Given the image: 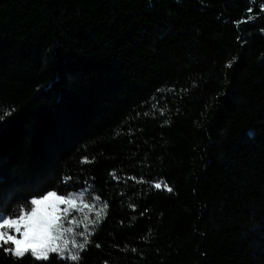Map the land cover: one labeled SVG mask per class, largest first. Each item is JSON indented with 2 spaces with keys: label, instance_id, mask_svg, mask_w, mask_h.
<instances>
[{
  "label": "trees",
  "instance_id": "1",
  "mask_svg": "<svg viewBox=\"0 0 264 264\" xmlns=\"http://www.w3.org/2000/svg\"><path fill=\"white\" fill-rule=\"evenodd\" d=\"M0 110L3 217L107 205L20 264H264V0H0Z\"/></svg>",
  "mask_w": 264,
  "mask_h": 264
},
{
  "label": "snow or ice",
  "instance_id": "2",
  "mask_svg": "<svg viewBox=\"0 0 264 264\" xmlns=\"http://www.w3.org/2000/svg\"><path fill=\"white\" fill-rule=\"evenodd\" d=\"M227 66L231 67V63ZM155 187L160 188L161 185L158 183ZM167 190L169 192L173 191L171 187H168ZM83 194L82 191L80 195ZM72 195H75V193ZM50 198H55V201L45 205V202H48ZM89 199L91 200L92 197L90 196ZM99 199V196L95 197V200ZM61 203L72 204L74 201L69 198L68 193L57 196L55 191H49L39 199H31L27 211L23 206H20L18 213H14L13 216L4 218L3 213H0V220H2L0 222V249L11 254L14 264H20L26 254H29L34 261L44 262L49 261V253H58L55 257L58 261L64 256L69 241L63 240V247L58 241L61 240L65 232L71 233L73 230L71 227H63L61 217L58 215L60 211L59 204ZM42 205L44 206L42 207ZM85 206L88 207L89 205ZM106 206L104 205V207ZM103 210L101 208V211ZM65 212H67V209H65ZM84 219H87V217H84ZM99 219L100 215L97 213L96 220ZM63 220L69 225L77 223L75 219L69 220L67 216H64ZM79 235L84 236L85 233L80 232ZM18 236L21 238L18 239ZM72 243L75 245L74 240ZM7 245L12 247H7ZM79 248L81 250L85 249V243H81ZM78 259H80L78 255L71 256L72 261Z\"/></svg>",
  "mask_w": 264,
  "mask_h": 264
},
{
  "label": "rangeland",
  "instance_id": "3",
  "mask_svg": "<svg viewBox=\"0 0 264 264\" xmlns=\"http://www.w3.org/2000/svg\"><path fill=\"white\" fill-rule=\"evenodd\" d=\"M160 184L161 187L158 189H165L167 190V188L169 187L164 181L162 180H158L153 182V185L155 186L156 184ZM83 191V195H80V193ZM73 193H75V195H72ZM46 195V194H45ZM57 196H59V194L57 193ZM92 197V199L90 200L89 197ZM95 197L93 194H91V192L88 189H82L79 191H73L71 193H69V198L72 199L74 201V203L72 204H68V203H61L59 204V213L58 215L61 217V221L63 222V227L64 228H68L71 227L72 228V232L71 233H67L65 232L61 238V240L58 241V243L61 245V247H63V240H68L69 243L67 245V249L70 246V243L75 239V237L79 238L78 240L80 241H75V246H78L81 243H84V240H86V234L84 236H80L79 233L80 232H86L88 231L90 226H95L97 223L100 222V219L97 221L96 220V216L97 213H99L100 218L103 215V211H101V208L104 209L100 199L99 200H95ZM40 197L36 198L39 199ZM55 201V198H50V200L48 202H45V205L52 203ZM94 204V206H92ZM85 205H89L88 207H86ZM44 205H42L43 207ZM65 209H67V212H65ZM64 216H67V218L69 220L71 219H75V221H77V223H73L71 225H69L67 222H65L63 220ZM84 217H87V219H84ZM7 218V217H4ZM93 221H95V223H93ZM0 222H2V220H0ZM14 234V233H12ZM18 239L21 237H17ZM66 252V251H65ZM50 254V253H49Z\"/></svg>",
  "mask_w": 264,
  "mask_h": 264
}]
</instances>
